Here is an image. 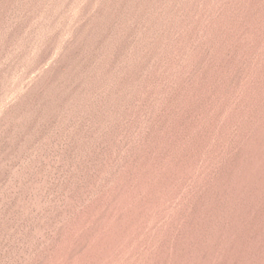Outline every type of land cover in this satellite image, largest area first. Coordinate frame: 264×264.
Segmentation results:
<instances>
[{
	"label": "rangeland",
	"instance_id": "obj_1",
	"mask_svg": "<svg viewBox=\"0 0 264 264\" xmlns=\"http://www.w3.org/2000/svg\"><path fill=\"white\" fill-rule=\"evenodd\" d=\"M6 92L0 264H264V0H0Z\"/></svg>",
	"mask_w": 264,
	"mask_h": 264
},
{
	"label": "bare ground",
	"instance_id": "obj_2",
	"mask_svg": "<svg viewBox=\"0 0 264 264\" xmlns=\"http://www.w3.org/2000/svg\"><path fill=\"white\" fill-rule=\"evenodd\" d=\"M51 66V65H50ZM79 69V68H78ZM80 70V69H79ZM96 77V76H95ZM79 79H81V82H79L78 84H81L80 86H78V85H76V83L75 82H73V81H71L70 80V78L68 79V80H64V78H62L61 79V87L60 88H57L55 91H54V93L56 94V95H58V96H60L61 97V99H62V97H64L63 96V94H64V87H62L63 85L66 87V88H68V89H70V88H74V91H83L84 89H85V87H84V85H86V87H89V85H91L92 83H91V79L89 78V73H87L86 71H84L83 73H80V75H79ZM83 83V84H82ZM91 83V84H90ZM36 84H37V82L34 84V86H36ZM107 84V83H106ZM74 98H76V97H73L72 98V100L74 99ZM51 99V98H50ZM54 100H55V98H53ZM70 101V100H69ZM74 101V100H73ZM72 101V102H73ZM61 102L63 103V102H65V99H63V100H61ZM68 102V101H67ZM7 104H11L10 106H9V108L12 110V112L15 110V109H17V108H19L20 106H21V104H22V100L20 99V98H16V99H14V100H11V99H9V93L8 92H6V93H4V94H1L0 95V119H1V117H2V115L4 114V111H5V109H4V106H6ZM21 108V107H20ZM30 110H32V109H30ZM9 113V112H8ZM14 113L16 114V113H18V110L16 111H14ZM50 114H53L50 110H48L47 112H45V111H43V113L41 114V115H39L38 117H36L35 118V120L34 119H32L31 120V122H33V120H34V123H33V125L32 126H35V128H29V130L30 129H32L33 130V134H36V132L35 131H37L36 129L38 128V126H40L41 125V122H43L46 118H48V116L50 115ZM32 115V114H31ZM4 119H6V121H8V120H10V116H6V114H5V116H4ZM16 124H18V123H16ZM2 127V126H1ZM18 127V128H17ZM15 129L13 128V132H14V137L15 136H17V137H19L18 135L19 134H21L22 132L21 131H23V130H25L26 128H27V122H26V124L24 123H22L21 121H20V123L18 124V126H17ZM3 131V127L1 128V132ZM4 132V131H3ZM2 132V133H3ZM22 136H23V133H22ZM19 138H22V137H19ZM23 139V138H22Z\"/></svg>",
	"mask_w": 264,
	"mask_h": 264
}]
</instances>
